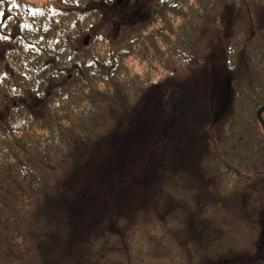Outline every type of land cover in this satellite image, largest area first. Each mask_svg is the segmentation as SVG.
<instances>
[{
	"label": "trees",
	"instance_id": "obj_1",
	"mask_svg": "<svg viewBox=\"0 0 264 264\" xmlns=\"http://www.w3.org/2000/svg\"><path fill=\"white\" fill-rule=\"evenodd\" d=\"M153 1L149 27L123 24L114 0H0V264L248 263L264 221L250 197L264 191V0ZM214 49L227 109L199 78ZM156 87L177 114L174 169L135 198ZM239 120L252 143L228 153Z\"/></svg>",
	"mask_w": 264,
	"mask_h": 264
},
{
	"label": "rangeland",
	"instance_id": "obj_2",
	"mask_svg": "<svg viewBox=\"0 0 264 264\" xmlns=\"http://www.w3.org/2000/svg\"><path fill=\"white\" fill-rule=\"evenodd\" d=\"M125 6H116L114 7L117 11H120L121 14V22L123 24H130L135 25L137 22L143 21L145 19V14H149V20H147L144 24L146 26H153V19L151 18V8L155 6V2L153 0H124ZM115 5V0H114ZM86 34L82 37L85 38ZM91 40V34L89 35ZM187 74L190 73V71L186 72ZM192 76V75H191ZM148 80L153 79L152 74L148 75ZM200 79H204L206 81V84H208L207 91L210 94V99L213 103H210L211 106L217 107L221 106L225 109H227L229 105V79L226 76L225 69L222 65V60L220 57V54L217 50H212L208 65H207V71L203 74H199ZM169 95L164 93L162 88L156 87L154 89V98L153 100L149 101V104L146 106L147 112L144 113V115L141 117V127L144 131L148 132L150 130L152 132V142H151V149L150 151L146 152V163L149 164V167H144L143 172L141 176L139 174V171L134 175L133 178L141 177L139 178V181L137 184L131 185L130 192L134 195L135 198L143 197L145 199H148L150 196H152L153 193L158 191V187L161 183L165 181H170L172 177H169V170L174 169L173 166L167 167V170H165V164L163 159L164 149L167 147L169 138V128L166 126L173 123V119L177 117V114L175 113V105L171 100L169 99ZM222 111V110H221ZM127 126V125H126ZM126 126H123L121 129L123 139L125 140L129 135L130 132L126 128ZM173 126V125H172ZM251 123L250 122H241V120L237 121L235 123V127L233 130V134L231 139L229 140V144L227 145L226 151L228 153H240V150L242 152H246V150L251 146L252 143V134H251ZM171 127V126H170ZM168 131V132H167ZM138 140L140 142V146L143 144L142 139H139L144 136V134L138 133ZM176 144V143H174ZM171 146V145H170ZM189 151L192 149L193 145L188 146ZM154 152L153 154H151ZM149 153L151 155H149ZM171 162V160H170ZM191 162L193 164V170L194 173L201 178L200 181V187L202 189L207 188L209 182L205 180L203 177V173L200 171V167L198 164V159L192 158ZM137 169H135L136 171ZM130 181L134 182L131 177ZM138 179V178H137ZM253 183L250 187L251 194L250 197L256 196V198H263L264 197V191L259 189L255 190ZM264 184V183H263ZM109 186V184H108ZM264 187V185H261ZM253 198V197H252ZM243 201V200H242ZM253 214H249V218H252Z\"/></svg>",
	"mask_w": 264,
	"mask_h": 264
},
{
	"label": "flooded vegetation",
	"instance_id": "obj_3",
	"mask_svg": "<svg viewBox=\"0 0 264 264\" xmlns=\"http://www.w3.org/2000/svg\"><path fill=\"white\" fill-rule=\"evenodd\" d=\"M262 226L263 229L260 231L257 241L254 242L253 247L248 252L247 264H264V221Z\"/></svg>",
	"mask_w": 264,
	"mask_h": 264
},
{
	"label": "water",
	"instance_id": "obj_4",
	"mask_svg": "<svg viewBox=\"0 0 264 264\" xmlns=\"http://www.w3.org/2000/svg\"><path fill=\"white\" fill-rule=\"evenodd\" d=\"M123 3V0H116V5L120 6L121 4ZM149 17V14H145V19ZM144 19V20H145ZM89 39H90V36H86L84 39H83V45L87 46L88 45V42H89ZM264 110L263 109H260L257 113V119L259 121V123L261 124L262 126V129H263V132H264V122L261 118V113L263 112Z\"/></svg>",
	"mask_w": 264,
	"mask_h": 264
},
{
	"label": "snow or ice",
	"instance_id": "obj_5",
	"mask_svg": "<svg viewBox=\"0 0 264 264\" xmlns=\"http://www.w3.org/2000/svg\"><path fill=\"white\" fill-rule=\"evenodd\" d=\"M25 27H27V25H25Z\"/></svg>",
	"mask_w": 264,
	"mask_h": 264
}]
</instances>
